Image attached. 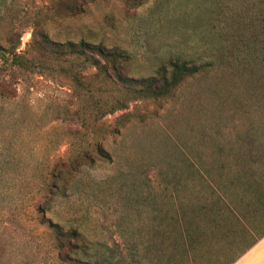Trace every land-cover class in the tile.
Listing matches in <instances>:
<instances>
[{
	"label": "rangeland",
	"instance_id": "374dc122",
	"mask_svg": "<svg viewBox=\"0 0 264 264\" xmlns=\"http://www.w3.org/2000/svg\"><path fill=\"white\" fill-rule=\"evenodd\" d=\"M256 3L0 0V44L18 35L31 65L0 64V264H227L241 253L264 229V203L248 195V182L264 183ZM39 32L116 48L134 78L174 58L200 68L137 98L82 57L43 53ZM55 228L74 229L76 248H59Z\"/></svg>",
	"mask_w": 264,
	"mask_h": 264
},
{
	"label": "trees",
	"instance_id": "16d2710c",
	"mask_svg": "<svg viewBox=\"0 0 264 264\" xmlns=\"http://www.w3.org/2000/svg\"><path fill=\"white\" fill-rule=\"evenodd\" d=\"M135 1V0H133ZM257 10L254 12L256 18H258L257 33L253 31L254 40L259 45L258 63L264 66V0H256ZM77 4L71 2L67 8L68 13H73L77 10ZM248 12V10H247ZM251 17V16H250ZM255 18V17H254ZM245 24V23H244ZM40 37V38H39ZM39 39H33L34 44L41 49L43 53L51 54L58 60L68 59V57H82L85 63L94 67L95 74L101 76L102 79L107 80L114 85L121 88H126L134 93L135 97L139 98H158L166 95L174 86L182 81L186 76H192L199 70V66L188 65V61L180 58L170 59L167 71L164 65L159 66L156 77L147 78H134L127 74L123 69H126L125 64L129 60V56L116 48H107L99 43L92 44L84 40L54 42L50 41L42 32H39ZM18 42V35L15 37H6L7 45L0 44V64H18L23 68L30 69V61L26 58H22L21 55L15 52V44ZM65 67L61 66V69ZM71 70L68 65V71ZM74 74V72H73ZM75 80L77 79L74 77ZM248 195L254 201L258 203H264V183L261 179L252 180L248 182ZM227 211L233 218H238L235 215L232 208L227 206ZM55 233L59 238L57 246L62 248L67 246L70 250L76 248L75 244H71V239L75 238L78 234L74 229H71L65 233L61 229L55 228ZM63 235V236H62ZM264 235V229L255 234L250 242L241 250V253L249 248L257 239ZM240 253V254H241ZM235 257L227 264H230ZM110 263V262H109ZM91 264H97L96 262Z\"/></svg>",
	"mask_w": 264,
	"mask_h": 264
},
{
	"label": "crops",
	"instance_id": "0c3cea01",
	"mask_svg": "<svg viewBox=\"0 0 264 264\" xmlns=\"http://www.w3.org/2000/svg\"><path fill=\"white\" fill-rule=\"evenodd\" d=\"M262 235L249 248L239 254L230 264H264V243ZM259 245H261L259 247Z\"/></svg>",
	"mask_w": 264,
	"mask_h": 264
}]
</instances>
